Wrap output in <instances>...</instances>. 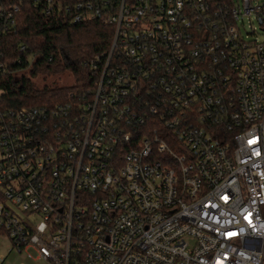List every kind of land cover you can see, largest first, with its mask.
Listing matches in <instances>:
<instances>
[{
	"label": "built area",
	"instance_id": "obj_1",
	"mask_svg": "<svg viewBox=\"0 0 264 264\" xmlns=\"http://www.w3.org/2000/svg\"><path fill=\"white\" fill-rule=\"evenodd\" d=\"M20 4L0 0V75ZM74 6L110 46L92 88L0 108V235L30 264H264V41L238 27L264 0Z\"/></svg>",
	"mask_w": 264,
	"mask_h": 264
},
{
	"label": "trees",
	"instance_id": "obj_2",
	"mask_svg": "<svg viewBox=\"0 0 264 264\" xmlns=\"http://www.w3.org/2000/svg\"><path fill=\"white\" fill-rule=\"evenodd\" d=\"M57 1L61 4L60 10L46 14L41 3L21 0L16 32L3 37V54L8 62V71L0 75L2 111L20 106H51L66 100L71 91L93 87L96 75L89 62L95 55L109 49L113 28L94 19L71 21L66 7L96 0ZM21 45L25 48L23 51L19 48ZM16 59L20 63H15ZM28 67L33 78H46L68 70L73 74L75 83L69 87H39L25 75L14 76L13 70Z\"/></svg>",
	"mask_w": 264,
	"mask_h": 264
},
{
	"label": "rangeland",
	"instance_id": "obj_3",
	"mask_svg": "<svg viewBox=\"0 0 264 264\" xmlns=\"http://www.w3.org/2000/svg\"><path fill=\"white\" fill-rule=\"evenodd\" d=\"M238 27L240 28L241 36L245 40L264 41V26L262 27L258 24L254 15L243 17L242 21L240 19L238 21ZM29 71L30 67L25 70L16 72L14 76L16 78H19L21 75H25L31 78L32 82L39 87H42L44 85L69 87L75 83L73 74L68 70H65L55 75H51L50 77L46 78H43L42 76H37L33 78L30 75ZM2 258H4V261H1ZM20 261H24L27 264H30V262L25 259L24 252L18 253L12 247L9 239L6 236L0 235V264H18Z\"/></svg>",
	"mask_w": 264,
	"mask_h": 264
}]
</instances>
